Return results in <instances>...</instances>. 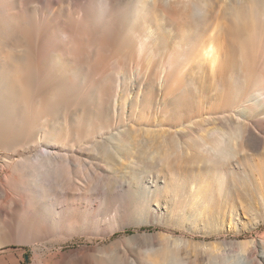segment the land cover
Returning <instances> with one entry per match:
<instances>
[{"label":"rangeland","instance_id":"1","mask_svg":"<svg viewBox=\"0 0 264 264\" xmlns=\"http://www.w3.org/2000/svg\"><path fill=\"white\" fill-rule=\"evenodd\" d=\"M51 1V10L62 8L65 14L85 6L83 0ZM193 2L206 11H195L194 19L179 27L168 26L151 9L157 43L139 65L133 59L137 42L129 35L144 34L142 25L132 5L119 3L111 16L114 39L102 41L108 50L102 64L90 71L84 65L88 56L79 53L77 66L64 67L76 90L86 92L77 102L63 96L52 103L48 131L53 139L0 145V206L5 196L29 201L19 181L45 196L40 185L63 176L48 170L43 148L60 143L88 160L91 143L102 148L118 129L126 148L122 160L106 162L99 149L94 157V180L112 183L109 209L99 217L119 210V228L106 236L73 229L61 246L53 245L54 237L12 232L1 250L18 254L16 264H52L53 252L114 242L130 249L135 263L144 260L149 245L172 249L185 264H226L227 259L242 264L247 252L264 248V0ZM187 32L189 38L180 43ZM206 39H212L215 60L199 52ZM171 53L174 63L163 71ZM161 142L183 148L188 159L176 155L170 166L158 161L150 150ZM213 146L228 151L209 161ZM32 170L39 181L30 176Z\"/></svg>","mask_w":264,"mask_h":264},{"label":"bare ground","instance_id":"2","mask_svg":"<svg viewBox=\"0 0 264 264\" xmlns=\"http://www.w3.org/2000/svg\"><path fill=\"white\" fill-rule=\"evenodd\" d=\"M58 1L63 3L64 0ZM83 1L85 6L65 14L62 8L51 10V0H0V145L15 148L24 146L32 137L38 141L53 139L48 131L52 103H58L63 96H75L74 102H77L85 91L76 90L71 77H66L68 72L65 68L71 63L78 65L79 53L88 56L89 60L84 61V65L90 71L102 64L100 58L108 53L102 41L114 39L111 16L118 10L119 3L125 1L132 5V14L142 25L144 34L129 35L134 43L137 42L133 59L138 65L157 43L155 17L151 15V9L159 12L161 19L172 28L179 27L184 21L190 23L195 11H206L202 5H195L193 0ZM66 6L69 8L70 2ZM96 22L100 23L97 25ZM101 23H104V30L100 29ZM134 28L133 22L131 30ZM189 36L188 32L182 34L180 43ZM199 52L211 55L215 60L212 39L204 40ZM93 53L97 58L91 61ZM174 56V53L168 54V59L163 62V71L174 63ZM90 84L93 86L92 82ZM122 132L118 129L105 140L102 148L92 142L88 160L75 150L61 149L60 143L53 144L54 149H41L48 170L52 174L63 173V176H51L40 185L39 190L45 196L38 195L35 185H30L31 188L19 181V187L28 191L29 201L4 197L0 206V236L9 238L12 232L20 237L42 235L54 237L53 245L61 246L66 241L62 240L63 235L72 233L73 229L106 236L119 228L122 224L119 210L109 217H99L109 209L112 183L109 180L103 183L95 181L98 172L94 157L99 149L106 162L117 156L122 160L126 155ZM175 149L161 142L150 151L157 155L158 161L170 166L169 160H174L176 155L185 159L189 157L183 148ZM227 151L225 147H210L207 159L212 161ZM30 176L40 179L34 170ZM54 186L61 187V191L55 190ZM92 197L93 202L89 205ZM44 217L47 218L45 223ZM145 251L144 260L135 263L129 258L131 250L120 248L114 242L99 249L81 246L65 252H53L49 260L52 264H185L168 247L156 249L149 245ZM230 261L227 259L226 264H234ZM242 264H264V248L255 255L247 252Z\"/></svg>","mask_w":264,"mask_h":264},{"label":"crops","instance_id":"3","mask_svg":"<svg viewBox=\"0 0 264 264\" xmlns=\"http://www.w3.org/2000/svg\"><path fill=\"white\" fill-rule=\"evenodd\" d=\"M2 245H5V243L4 239L0 236V264H16L19 260V255L10 251L1 250Z\"/></svg>","mask_w":264,"mask_h":264}]
</instances>
